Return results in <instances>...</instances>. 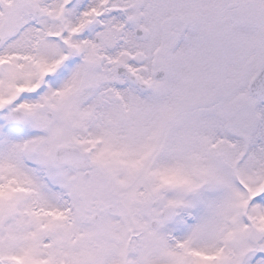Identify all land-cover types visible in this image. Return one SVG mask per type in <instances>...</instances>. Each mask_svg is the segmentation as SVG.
<instances>
[{
    "label": "snow or ice",
    "instance_id": "obj_1",
    "mask_svg": "<svg viewBox=\"0 0 264 264\" xmlns=\"http://www.w3.org/2000/svg\"><path fill=\"white\" fill-rule=\"evenodd\" d=\"M0 264H264V0H0Z\"/></svg>",
    "mask_w": 264,
    "mask_h": 264
}]
</instances>
